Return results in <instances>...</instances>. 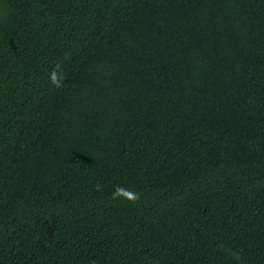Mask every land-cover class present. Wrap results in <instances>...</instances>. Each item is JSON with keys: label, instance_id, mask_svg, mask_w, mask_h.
Returning a JSON list of instances; mask_svg holds the SVG:
<instances>
[{"label": "trees", "instance_id": "obj_1", "mask_svg": "<svg viewBox=\"0 0 264 264\" xmlns=\"http://www.w3.org/2000/svg\"><path fill=\"white\" fill-rule=\"evenodd\" d=\"M0 264H264V0H0Z\"/></svg>", "mask_w": 264, "mask_h": 264}, {"label": "clouds", "instance_id": "obj_2", "mask_svg": "<svg viewBox=\"0 0 264 264\" xmlns=\"http://www.w3.org/2000/svg\"><path fill=\"white\" fill-rule=\"evenodd\" d=\"M59 68H60V65H57V69H59ZM50 79H51V82L57 88H60L62 86L64 77L62 75H60V73L57 70H54L51 73ZM97 187L99 188L100 186L97 185ZM120 197H124L133 203H135L137 200H139V194L138 193H134V192H131V191H129L123 187L117 186V188L113 192V199H117Z\"/></svg>", "mask_w": 264, "mask_h": 264}]
</instances>
